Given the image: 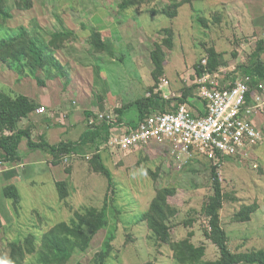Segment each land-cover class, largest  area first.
I'll return each instance as SVG.
<instances>
[{
  "label": "rangeland",
  "instance_id": "1",
  "mask_svg": "<svg viewBox=\"0 0 264 264\" xmlns=\"http://www.w3.org/2000/svg\"><path fill=\"white\" fill-rule=\"evenodd\" d=\"M121 1L33 0L32 9H14L13 17L6 25L32 27L38 24L41 29L37 31L49 39L48 32L54 28L50 13L53 10L62 13L67 27L77 34L70 46L58 51L60 60L70 70L66 87L71 79L72 82L78 80L79 75L83 74L86 77L84 88L91 94L92 104L101 91L94 84L93 67L84 68L76 54L87 50L91 32L101 29L104 38L111 41L116 49L115 58L106 62V67L102 69L108 107L111 102L117 104L121 98L127 103L147 94V88L153 81L150 52L154 42L163 37L159 32L161 28L172 27L175 30V44L173 49L167 50V74L164 75L170 80V86L164 88V92L170 94L173 89L182 91L185 85L193 83L196 79L195 65L206 59L207 49L212 45L218 51H227L226 57L230 64L242 62L255 48V39L247 41L245 36L252 21L250 18L258 15L260 18L257 22H264V0H194L193 6L183 5L179 15L173 19L164 14L152 16L148 6H134L122 13L119 9ZM155 1L161 6L171 0ZM203 14L211 20L219 15L221 22H213L211 28H205L199 21V16ZM16 66L11 68L0 62V83L17 90V79L28 77L26 81L36 82L34 76L26 75L28 70H24L23 64ZM18 68L24 72L20 73ZM64 82L63 77L56 78L55 83L61 87L65 85ZM132 112H136L135 107L126 113V117H132ZM257 117L264 133V113ZM136 118L137 114L133 116V119ZM104 152L106 164L113 174V185L109 184L105 175L90 170L88 157L70 156L59 165L54 163L57 176L67 178L71 188V195L66 200L60 198L56 180L47 162L27 164V175L24 182L18 185L20 207H15L13 199L3 198V195L0 197V212L7 221L6 227L0 231V248L4 253L8 255L10 252L9 240L18 241L33 233L40 243L45 231L59 221H70L75 210L102 207L107 200L109 225L95 235L85 253L74 254L71 264L77 260L93 264V256L101 250L111 232L114 233L111 241L113 248L106 264H178L166 244L157 245L147 221L139 220L149 209L156 195V184L159 183L160 186H175L178 189L170 197L171 203L179 207L175 221L177 224L173 229L174 239L185 238L190 230H194L196 234L193 242L204 243L207 247L204 259L219 257L218 247L204 235L203 230L210 228L206 218H200L192 228L184 225L186 219L200 217L197 213L201 211L208 195L213 193L211 170L208 167L214 162L198 152ZM27 153L20 148L23 158ZM75 166L78 167L76 170ZM218 173L224 191L236 197L227 200L222 209V222L230 246L242 251L264 248V138L254 151L252 161L243 163L238 159H226L218 167ZM252 203H258L260 207L252 214L251 220L240 222L233 219L244 204ZM28 261H33V256H29Z\"/></svg>",
  "mask_w": 264,
  "mask_h": 264
},
{
  "label": "trees",
  "instance_id": "2",
  "mask_svg": "<svg viewBox=\"0 0 264 264\" xmlns=\"http://www.w3.org/2000/svg\"><path fill=\"white\" fill-rule=\"evenodd\" d=\"M193 2L194 0H171L159 6V4H155V0H122L119 3V9L123 13L134 6L139 8L148 6L152 16L164 14L173 19L179 15V9L183 5L191 4L193 6ZM33 7V0H12V2L11 0H0V19L2 20L0 62L6 63L11 68L17 67V64H23L24 70L25 68L28 70L26 75L34 76L39 85H46L48 79L64 77L66 87L70 80V70L67 64L60 60L58 51L70 46L71 42L77 38V34L67 27L62 13L55 10L50 13L49 17L54 28L47 31L49 39L37 31L41 29L38 24L32 27L6 25L7 21L13 17L14 9L29 10ZM203 15L199 16V21L205 28H211L213 22H221L219 15L213 20ZM159 32L163 37L154 42L150 53L154 64L152 70L154 82L147 88L149 95H143L116 108L115 112L119 115V121L123 120L122 115L130 107H135L138 110L139 118L129 122L136 125L154 113L167 111L171 106L172 101L166 99L157 88L161 77L166 73L167 50L174 47L175 30L172 27H163ZM88 45L87 50L79 51L76 57L83 65L93 67L94 84L101 91L93 101V109H96L100 103L105 102L106 98L107 87L102 78V69L106 67V62L115 58L116 49L111 41L104 38L101 29L91 32ZM263 53L264 38L255 42L254 50L244 62L238 63L233 72L234 78L243 75L249 76L251 84L254 86L263 81ZM226 54L227 51H218L215 45L208 47L207 65L203 64L205 59L196 63V73L201 75L206 71H215L222 66H228L230 61ZM234 55L237 54L234 53ZM18 70L20 73L24 72L21 68ZM193 91H197L195 83L185 85L181 91L183 92L181 100H188ZM251 98V94L248 93L249 101ZM37 108L38 103L35 100L0 83V160L9 165L20 161L23 158L20 154V144L23 138L28 139L30 149H42L50 152L55 164H61L66 156L81 155L86 158L87 150H90L92 153V156L88 158L90 170L105 175L109 184L113 185L112 171L103 157V149L109 148L107 143L111 134V125L105 121L90 126L78 142L62 141L58 144H51L44 137L36 142L32 138V129L30 127L22 128L20 122ZM92 115L94 113L89 112L88 118ZM230 158L234 159L227 157V159ZM219 166V164H212L208 167L211 170L213 193L208 195L201 211L197 213L200 217L196 216L184 221L185 227L188 228H192L200 218L204 217L209 221L210 228H205L203 231L206 239L218 247L220 252L218 258L204 259L207 247L204 243L193 242V237L196 234L194 230H190L185 238L174 239L173 229L177 224L175 221L179 214V207L171 203L170 197L177 193L178 189L175 186L156 184V195L150 202L149 209L141 215L139 220L147 221L157 245L166 244L178 264H264V248L242 251L233 249L229 244V236L222 222V209L227 200L236 199V197L224 191L218 173ZM56 186L61 199L66 200L71 195V188L66 180L56 181ZM4 195L14 200L16 208L20 207L21 194L17 185H6ZM259 207L258 203L244 204L233 219L240 222L249 221ZM108 208L106 200L102 207L91 206L83 211L75 210L70 221H59L45 231L40 243L33 233L18 241L9 240L10 252L8 255L0 248V264H71L74 254L85 253L91 246L95 235L109 225ZM4 217L0 212V231L6 227ZM113 239L114 233L111 232L107 235L101 250L93 256V264H106L113 248L111 244ZM29 256H33V261H28ZM74 264L85 263L77 260Z\"/></svg>",
  "mask_w": 264,
  "mask_h": 264
},
{
  "label": "built area",
  "instance_id": "3",
  "mask_svg": "<svg viewBox=\"0 0 264 264\" xmlns=\"http://www.w3.org/2000/svg\"><path fill=\"white\" fill-rule=\"evenodd\" d=\"M203 64L207 65L206 59ZM236 66L230 64L201 75L196 73L193 83L197 85L198 98L204 103V114L193 113L192 106L181 100L183 92L165 93L170 80L162 76L157 90L172 101L169 110L154 113L136 125L100 112L89 118L90 126L105 121L111 125L107 145L114 153L137 151L159 141L168 144L173 154L198 152L214 164L224 163L227 157L243 163L252 161L256 146L264 138L255 120L264 113V80L254 86L249 76L234 78ZM35 111L44 113L46 107L39 106ZM3 164L0 160V166Z\"/></svg>",
  "mask_w": 264,
  "mask_h": 264
},
{
  "label": "crops",
  "instance_id": "4",
  "mask_svg": "<svg viewBox=\"0 0 264 264\" xmlns=\"http://www.w3.org/2000/svg\"><path fill=\"white\" fill-rule=\"evenodd\" d=\"M262 14L264 16V11ZM258 18H260L258 15H254L250 18L252 19V21L250 22L249 29L247 30V34H250V36L245 34V36H247L246 37L247 41L249 40L252 41V39H255V42H256L257 40L264 38V22L263 23L257 22ZM246 59H247V56H245L242 62H244ZM262 59L264 60V53L262 54ZM82 66L84 68L91 67V66H85V65H82ZM153 68H154V64L152 62V69L150 71L151 75H152ZM84 71L86 72V69H84ZM24 78L17 79V82H15V89H17L18 92L25 94L29 96L30 98H32L33 100H35L38 103V107L39 106L46 107V111L44 113L38 114L36 113V111H34L31 114H29L27 117L22 119L20 122V126L22 128L30 127L32 129V138L36 142L40 141L42 137H44L51 144H58L62 141L78 142L80 141L82 135L86 133L87 129L90 127V123H89L90 117L88 118L89 112L92 111L94 113V115L92 116L95 117L98 113L105 111L104 113L113 114L118 119L119 115L115 112V109L122 107V105L126 103V102H123L121 98L117 102V104L115 102L114 103L111 102V105L107 107L106 100H105L104 103L102 104L100 103L96 109H93L91 94L88 92L86 87L84 88V81L86 77L83 74L79 75L78 80H74L72 82V79H71V82L67 87H65V85L61 87L58 86L55 83L56 79H50L46 82V85L40 86L37 80L36 82L35 80L26 81L28 77H24ZM153 82L154 81H152L151 84ZM190 84L188 83V85ZM77 85L82 86V88H80ZM172 85H174L173 81H172ZM72 92H76V93L78 92V94H75V93L72 94ZM146 95H149V93L147 92ZM107 100H108V97H107ZM186 101L192 106L193 113L195 115H201L205 113L206 109L204 107V103L201 99L198 98L197 91L196 92L193 91V94L190 95L188 100ZM132 108L133 107L126 109V111L122 115L123 120L121 121L129 123L139 118V113L136 108H135L136 112L130 113L132 117H129V118L126 117V113L127 112L129 113L130 109ZM136 114H137V118L133 119V116H135ZM255 120H256V123L259 124L258 117H256ZM20 148H22L25 152L26 151L28 152L25 158H22L20 161H17L10 165L4 162V164L0 166V197L2 195H3V198L6 197L4 195V188L6 185L15 184L18 186L24 182V178L27 175L26 166L29 162H33L35 164H41L42 161H43L42 163L47 162L49 165L48 169L52 171L53 177L55 178L56 181L67 180V178L62 179L63 177H60L61 178L60 179L55 173L54 168L56 167V165L53 162L54 158L50 152L42 150V149H30L28 146L27 138L22 139ZM107 150L109 151L110 148L103 149V157H104L105 163H106L105 158L107 156L104 155L105 154L104 151H107ZM142 150L149 151V152L154 150L157 152L169 153L170 147L168 146V144H164L159 141H153L152 144L148 148L144 147L137 151L141 152ZM87 152L88 153L86 157L89 158L90 155L92 156V153L90 152V150H87ZM74 156H75L74 158H79V157L84 158V156H81V155H74ZM77 168L78 167L75 166V170ZM75 170L73 169V172ZM33 176H36V175L34 174ZM1 209L2 208L0 207V210ZM4 223H7V222L5 221Z\"/></svg>",
  "mask_w": 264,
  "mask_h": 264
}]
</instances>
